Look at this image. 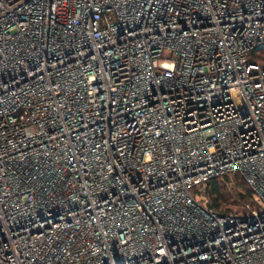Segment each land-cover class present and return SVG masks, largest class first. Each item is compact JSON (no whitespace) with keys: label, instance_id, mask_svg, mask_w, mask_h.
Here are the masks:
<instances>
[{"label":"built area","instance_id":"built-area-1","mask_svg":"<svg viewBox=\"0 0 264 264\" xmlns=\"http://www.w3.org/2000/svg\"><path fill=\"white\" fill-rule=\"evenodd\" d=\"M0 264H264V0H0Z\"/></svg>","mask_w":264,"mask_h":264},{"label":"trees","instance_id":"trees-1","mask_svg":"<svg viewBox=\"0 0 264 264\" xmlns=\"http://www.w3.org/2000/svg\"><path fill=\"white\" fill-rule=\"evenodd\" d=\"M195 190L220 213L245 214L247 206H252V192L238 173L213 178Z\"/></svg>","mask_w":264,"mask_h":264}]
</instances>
